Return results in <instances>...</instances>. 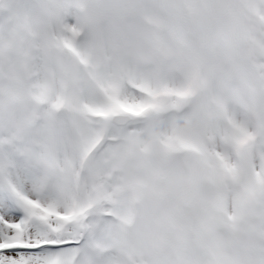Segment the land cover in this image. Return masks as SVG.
<instances>
[{
  "label": "snow or ice",
  "instance_id": "6c2138e0",
  "mask_svg": "<svg viewBox=\"0 0 264 264\" xmlns=\"http://www.w3.org/2000/svg\"><path fill=\"white\" fill-rule=\"evenodd\" d=\"M0 264H264V0H0Z\"/></svg>",
  "mask_w": 264,
  "mask_h": 264
}]
</instances>
